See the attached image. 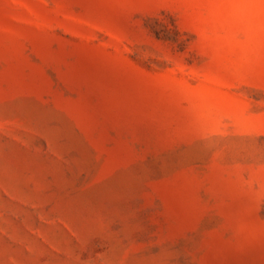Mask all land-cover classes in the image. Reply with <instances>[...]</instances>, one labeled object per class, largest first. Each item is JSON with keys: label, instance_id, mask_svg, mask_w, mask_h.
<instances>
[{"label": "rangeland", "instance_id": "374dc122", "mask_svg": "<svg viewBox=\"0 0 264 264\" xmlns=\"http://www.w3.org/2000/svg\"><path fill=\"white\" fill-rule=\"evenodd\" d=\"M0 264H264V0H0Z\"/></svg>", "mask_w": 264, "mask_h": 264}]
</instances>
